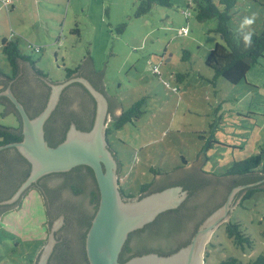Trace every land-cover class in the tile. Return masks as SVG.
<instances>
[{
  "label": "rangeland",
  "instance_id": "obj_1",
  "mask_svg": "<svg viewBox=\"0 0 264 264\" xmlns=\"http://www.w3.org/2000/svg\"><path fill=\"white\" fill-rule=\"evenodd\" d=\"M235 1L232 31L259 32L264 0ZM137 2L9 0L5 6L0 0V71L10 74L2 38L17 40L21 53L53 81H63L64 68L79 66L88 56L96 73L105 64L106 94L123 109L142 100L133 122L119 129L107 125L112 129L109 144L121 161L119 185L128 194H138L155 173L160 176L197 161L204 146L200 170L206 173L222 175L234 161L254 154L264 161V53L239 83L215 78L205 64L210 49L222 43L215 19L198 21L191 0H172L171 7L153 5L136 16ZM249 19L251 24L246 23ZM182 26L188 28L185 35ZM30 45L41 49L35 52ZM155 66L158 70L153 71ZM4 108L0 103V125L17 127L13 112L1 115ZM242 195L229 220L240 223L252 245H235L224 220L211 233L204 264L229 256L249 264L264 256V190L243 200ZM46 223L43 199L31 187L0 218V264L35 259L32 252L47 241Z\"/></svg>",
  "mask_w": 264,
  "mask_h": 264
},
{
  "label": "water",
  "instance_id": "obj_2",
  "mask_svg": "<svg viewBox=\"0 0 264 264\" xmlns=\"http://www.w3.org/2000/svg\"><path fill=\"white\" fill-rule=\"evenodd\" d=\"M88 57L81 62L82 66L89 64ZM104 67L105 64L100 71L102 78ZM91 73L96 77L97 73L92 71ZM74 82L80 83L94 99L95 112L92 126L88 130H82L71 122L64 139L56 145H49L45 138V123L57 107L65 87ZM47 84L50 92L46 104L33 117L15 96L10 84L0 89V96L7 97L18 113L22 133L20 141L7 143L0 146V149L14 147L30 164L27 177L13 194L1 200L0 204L17 203L7 210L16 208L25 191L33 187V184L41 177L54 172H66L78 165H86L92 169L99 191L98 206L85 236V253L89 264H204V250L212 231L222 221H229V215L243 194L240 190L256 182L237 185L228 191L227 185H230L228 178H219L223 184L217 186L215 190L211 188V191L202 192L203 197L211 195L215 197L216 195L219 206L201 222L189 243L169 254L160 255L149 252L135 255L121 262L119 254L128 234L153 221L161 212L178 207L187 198L188 191L181 185H171L142 196L125 195L119 185L118 158L110 148L107 138V125L112 120L107 95L82 75H75L60 82L47 80ZM102 86L104 88L103 82ZM77 101L75 100L74 103ZM120 112L121 106H117L114 114L117 115ZM6 114L4 108V113L1 115ZM204 148L205 146L197 161L186 167L178 168L172 172V175H182L181 171L184 168V170L190 169L188 173L191 175L199 176L200 166L204 162ZM155 177L159 179L161 175H155ZM208 177L217 179L211 175ZM65 197L74 204L82 202L90 208L89 198L85 194L72 195L67 191ZM46 226L47 241L36 254L34 264H49V258L57 242L55 233L59 227V219L53 221L52 224L47 220Z\"/></svg>",
  "mask_w": 264,
  "mask_h": 264
},
{
  "label": "trees",
  "instance_id": "obj_3",
  "mask_svg": "<svg viewBox=\"0 0 264 264\" xmlns=\"http://www.w3.org/2000/svg\"><path fill=\"white\" fill-rule=\"evenodd\" d=\"M235 3V0H191L195 18L198 21L215 19L216 27L214 30L221 35L222 39V43L217 42L210 49L205 59V64L213 70L215 78L223 77L231 84L239 83L245 77V74L250 67L256 63L264 53V18L259 32L240 30L238 33H234L229 26V20L231 18L230 11L235 6ZM153 5L171 7L172 0H138L135 15H144ZM249 34L250 42L245 39V37ZM235 35H238L237 39L235 38ZM1 49L9 63L10 74L0 71V89H3L10 84L13 93L23 103L29 115L31 117L37 115L44 108L49 93H47L46 98L41 101L40 108L36 107L34 112H30L26 106L25 100L21 98L22 93L20 94L18 91V81L25 75L24 68L26 67V64H29L37 76L45 78L49 81L53 80L49 78L45 71L35 65L34 60H32L28 55L21 53L17 40L2 38ZM185 53V56H187L188 52ZM87 60L90 61L88 65L85 64L82 66L79 64V66L74 68L65 67V79H69L75 75H82L88 78L87 74H92L91 71L96 73L93 69L91 57L89 56ZM94 78H96L98 86L93 82L91 83L97 89L104 92V88L102 86V72H98ZM73 84L81 85L77 82H74ZM86 92L88 93L87 90ZM91 98L94 101L92 96ZM0 102L5 104L6 113L13 112L19 122L17 127L0 125V146H2L10 142L20 141L22 133L21 121L13 104L5 96H0ZM141 104L142 100H138L132 103L128 108L122 109L118 116H113L110 121V123H112V127L114 129H119L126 123H131L137 119L141 112ZM92 123L93 117L91 118L89 125L81 126L80 124H76V126L82 130H88L91 128ZM68 126L66 127V130L68 129ZM106 131L108 135L112 131L111 127L108 126ZM65 133L60 140L53 142L54 137L45 129V138L49 145L53 146L64 139ZM5 154H9L10 156L12 155L15 160L21 159L28 162L14 147L0 149V182L2 183V186H0V201L10 197L29 173V170H24L18 174L15 167L7 165L6 162L2 163L1 157ZM182 160V164L185 165V159L182 158ZM118 162L119 166H121L119 158ZM176 170H178V168L174 169V171ZM200 173L201 174H199V176L187 173L189 175L184 177L180 176V174L172 175V172L164 171L159 173L161 178L157 179L153 176L150 182L140 186L139 193L147 190L150 186H155L154 191H158L171 185H181L188 191V196L178 207L161 212L153 221L147 223L140 229L130 232L119 254V261L124 262L135 255H141L149 252H155L160 255L169 254L189 243L190 239L175 246V240L180 237L179 232L182 230V221L184 219H192L193 216L198 213H202L203 216L198 222V226L219 205L217 204L216 195L215 197L214 195H211L200 205L197 204L189 207L187 202L191 199V197L196 196L198 194L197 192L211 191V188L215 190L217 186L223 184L219 178H228V182L230 181V185H227L228 191L237 185L256 182L255 184L240 190V193H243L242 200L250 197L258 191L264 190V161L259 154L251 155L240 161H234L233 164L228 167L224 173H222V175L210 174L203 171H200ZM155 174L157 175V173ZM63 175L64 180L62 183L69 186L74 194H85L90 199V204H92V213L90 215H82V223L86 226V229L82 235L78 236L80 246L82 247L80 249L83 250L80 255L87 259L85 253V236L99 202L97 183L92 169L86 165L75 166L69 171L63 172ZM208 175L214 176L217 179L210 178ZM62 183L61 186H63ZM128 195L133 196L132 193H129ZM11 206H13V204H0V213L11 208ZM225 232L227 237L232 239L235 245L241 246L242 248L244 247V244L248 246L252 245V240L240 229V223L238 222L230 220L226 222ZM215 264L242 263L238 258L229 256ZM249 264H264V256H257L252 259Z\"/></svg>",
  "mask_w": 264,
  "mask_h": 264
},
{
  "label": "flooded vegetation",
  "instance_id": "obj_4",
  "mask_svg": "<svg viewBox=\"0 0 264 264\" xmlns=\"http://www.w3.org/2000/svg\"><path fill=\"white\" fill-rule=\"evenodd\" d=\"M24 72V77L18 81V91L20 94L22 93L21 98L25 100L29 111L34 112L36 107L40 108V103L46 98L47 93L50 92V87L47 84V80L37 76L29 64H26ZM87 77L91 82L97 85V80L94 78V75L87 74ZM104 93L106 94L105 91ZM106 95L109 100V111L112 113V117L118 116L119 114H114V109L120 106L119 102L115 97L108 94ZM75 100H78L77 103H74ZM94 110L95 102L92 100L89 93H87L81 85L71 83L63 90L59 103L48 118L49 120L45 123L44 128L54 137L53 142L58 141L62 138L66 131V127L71 122L80 124L81 126L89 125L91 118L94 117ZM110 148L114 151L111 144ZM116 156L118 157V155ZM1 160L2 163L6 162L7 165L15 167L18 174H20L21 171L30 170V164L28 162L21 159L15 160L12 155L5 154L1 157ZM120 169L121 166H119V171ZM189 171L190 169H183V171H181L182 175L180 176L187 177ZM63 180V172H54L41 177L32 187L37 189L43 199L48 222L50 221L52 224L53 221L59 219V227L55 233L57 242L49 258V264H88L87 259L80 255L83 250L80 249L82 247L80 246L78 236L82 235L86 229V226L82 223V217L92 213V204L90 208H87L82 202L74 204L66 198L65 192L67 191L72 195L77 194H74L69 186L64 185V183H62ZM61 183L63 186H61ZM0 186H2L1 182ZM120 188L125 195H128L122 187ZM154 190L155 186H150L147 190L141 193L138 192L136 195L133 194V196H141L142 194L144 195ZM197 193L196 196L191 197L187 202L189 207L197 204L200 205L210 197H203L204 194H202V192ZM15 204L17 203L13 205L15 206ZM202 216V213H198L193 216L192 219H184L182 221V230L179 232L180 237L175 240V246L191 239L196 229L201 224L197 226Z\"/></svg>",
  "mask_w": 264,
  "mask_h": 264
},
{
  "label": "built area",
  "instance_id": "obj_5",
  "mask_svg": "<svg viewBox=\"0 0 264 264\" xmlns=\"http://www.w3.org/2000/svg\"><path fill=\"white\" fill-rule=\"evenodd\" d=\"M2 2H3V4L5 5V6H7L8 5V3H9V0H2ZM188 32V28L187 27H185V26H182L181 27V29H180V33H182V34H186ZM32 49H33V51H35V52H39L40 51V47L39 46H34V45H31L30 46ZM156 70H158V67L157 66H155L154 68H153V71H156ZM167 85H168V83H166Z\"/></svg>",
  "mask_w": 264,
  "mask_h": 264
},
{
  "label": "crops",
  "instance_id": "obj_6",
  "mask_svg": "<svg viewBox=\"0 0 264 264\" xmlns=\"http://www.w3.org/2000/svg\"><path fill=\"white\" fill-rule=\"evenodd\" d=\"M0 86H1V84H0ZM120 106H121V111H122L123 107H122V105H120ZM6 211H7V210H6ZM6 211L2 212V214L0 215V218L2 217V215H3ZM37 252H38V250H35L34 252H32V255H33V256H34V255L36 256ZM32 258H33V257H32ZM34 260H35V259H31L29 264H31V262H33Z\"/></svg>",
  "mask_w": 264,
  "mask_h": 264
},
{
  "label": "clouds",
  "instance_id": "obj_7",
  "mask_svg": "<svg viewBox=\"0 0 264 264\" xmlns=\"http://www.w3.org/2000/svg\"><path fill=\"white\" fill-rule=\"evenodd\" d=\"M246 23L251 24L252 23V20L251 19L246 20ZM245 39L250 42V34L248 36H246Z\"/></svg>",
  "mask_w": 264,
  "mask_h": 264
}]
</instances>
